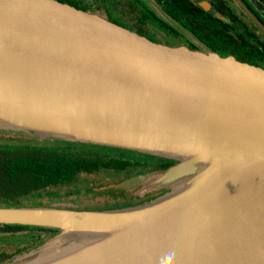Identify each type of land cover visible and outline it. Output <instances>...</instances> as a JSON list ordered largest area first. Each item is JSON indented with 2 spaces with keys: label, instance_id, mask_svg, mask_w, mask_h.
Returning <instances> with one entry per match:
<instances>
[{
  "label": "water",
  "instance_id": "1",
  "mask_svg": "<svg viewBox=\"0 0 264 264\" xmlns=\"http://www.w3.org/2000/svg\"><path fill=\"white\" fill-rule=\"evenodd\" d=\"M0 130L175 162L108 187L169 190L139 206L0 207V225L58 231L6 264H264V69L56 0H0ZM125 234L144 237L110 252Z\"/></svg>",
  "mask_w": 264,
  "mask_h": 264
},
{
  "label": "trees",
  "instance_id": "2",
  "mask_svg": "<svg viewBox=\"0 0 264 264\" xmlns=\"http://www.w3.org/2000/svg\"><path fill=\"white\" fill-rule=\"evenodd\" d=\"M56 1L82 11L88 10L85 6L87 0H79L80 3H77V0ZM261 3L264 5V0H261ZM172 4L180 11L181 19L189 17L187 23L197 32L196 38L208 51L222 58L231 56L241 63L264 69V34L257 27L255 32L248 27L244 28L240 25L242 21L238 17L230 19L229 25L209 16L191 13L189 10L191 4L188 0H172ZM101 148L121 152L118 151L121 149L116 148L64 142H56L52 146L0 145V207H21V202H26L27 207H44L61 202L62 191H66L67 194L68 191L79 193L81 190L91 188L88 177L93 172L91 169L93 163L89 158L92 157L94 150ZM158 160L165 162L159 165L160 170L174 164L170 160L162 158ZM125 162L127 164L121 163L122 167L130 170L129 161ZM42 195L47 196V205L38 200ZM123 208H126V205H115L112 209L94 211ZM57 232L34 227L0 225V240L3 242H8L5 239L7 236L17 237L22 233H28L24 234L26 237L22 235L23 238L11 242L10 247L6 248L0 244V264H6L16 256L34 249L40 242ZM39 234L44 235V238L39 239Z\"/></svg>",
  "mask_w": 264,
  "mask_h": 264
},
{
  "label": "flooded vegetation",
  "instance_id": "3",
  "mask_svg": "<svg viewBox=\"0 0 264 264\" xmlns=\"http://www.w3.org/2000/svg\"><path fill=\"white\" fill-rule=\"evenodd\" d=\"M188 1L191 4L189 6L191 13L209 16L221 21L223 24L229 25H231L230 19L238 17L242 21L240 25L244 28L248 27L254 32L256 30L255 27L260 30L258 22L264 29V11H258L252 0ZM255 1L264 9L261 0ZM76 2L80 3L79 0ZM85 4L88 12L93 8L99 14L103 12L106 20L154 43L169 47H185L192 51L207 50L206 46L196 38L198 36L197 32L193 31L192 27L187 23L189 17L181 19L180 11L172 4V0H97V2L87 0ZM118 151L121 152L104 148L94 150L92 157L89 158L93 163V166H91L92 176L98 179L101 174L108 173L111 177L117 174L120 181L112 184L114 185L130 177L159 171V165L165 164V162L158 160L157 157L155 159L153 156L138 154L128 150ZM125 161H129L131 168L129 167L128 169L130 170H125L122 167L121 163L127 164ZM110 182L111 180L105 187L99 185L100 188L97 190L105 193H119V197H115V203L112 204L114 206L121 204L126 205V208L139 206L158 198L165 192L162 190L140 197L138 195L139 188L131 191H113L108 189L111 185Z\"/></svg>",
  "mask_w": 264,
  "mask_h": 264
},
{
  "label": "rangeland",
  "instance_id": "4",
  "mask_svg": "<svg viewBox=\"0 0 264 264\" xmlns=\"http://www.w3.org/2000/svg\"><path fill=\"white\" fill-rule=\"evenodd\" d=\"M90 13H98L95 12V9H90ZM99 14V13H98ZM103 18H105V15L103 12H100L99 14ZM57 141L54 140H48V137L33 132V131H3L0 130V145H21V144H29L32 146H52ZM136 155V154H135ZM173 162V161H172ZM175 163V162H174ZM129 172V171H126ZM118 175L114 174L112 177L109 176V174H101L98 179L92 176V174L88 177L89 180V186L91 188H87L85 190H81L79 193H75L74 191H68V194L66 191L61 192V198L63 199L61 202L52 203V205L58 204L59 206H67L71 208H86V209H93V210H102V209H112L114 208L113 203H115V197H119V193L113 194V192H99V185L101 187H105L108 185L109 180H111L110 184L117 183L118 181ZM111 178V179H110ZM95 180V182H94ZM96 188V189H95ZM88 193H86V191ZM169 194V190L165 191L163 195ZM162 196V195H161ZM47 196L42 195L38 197V200H41L44 205H47ZM20 206H27L26 202H21ZM50 205L44 206L48 207ZM79 206V207H77ZM28 234V233H22V235ZM22 235L16 236H7L5 237L8 242H3V240H0L1 245H5L6 248L10 247L12 244L11 242H16L19 239L23 238ZM41 235V234H39ZM27 235H24L26 237ZM52 237V236H51ZM51 237L46 238L42 242H40L37 246H41L46 240L50 239Z\"/></svg>",
  "mask_w": 264,
  "mask_h": 264
},
{
  "label": "bare ground",
  "instance_id": "5",
  "mask_svg": "<svg viewBox=\"0 0 264 264\" xmlns=\"http://www.w3.org/2000/svg\"><path fill=\"white\" fill-rule=\"evenodd\" d=\"M60 129H63V128L60 127ZM64 129H66V128H64ZM190 151L193 152V150H190ZM186 201H187L186 198L183 201H180L177 198V199H173V200L166 201V202L160 203L158 205H155L153 209L160 208V207H173V206H176V205H181V203H184ZM129 214H131V213H129ZM174 214H175L174 212L170 213L169 215L165 216V219H168V218L172 217ZM131 215H133V214H131ZM96 217L97 216H92L90 219L81 221L82 222V226L85 227V228L97 227L98 225L101 224V221L97 220ZM106 217H107L106 219L110 220L111 218H117V217H123V216L110 215V216H106ZM93 218H95V219H93ZM76 225H78V224H76ZM147 231H145L144 233H146ZM100 234H104V233L100 232ZM117 237H120V238L113 239L112 241H115V242L113 244H110L109 247H108V249H111L110 252L113 251V250H119L120 247H123L124 245H129V244L135 243V242L143 239L144 236L131 237L130 234H125V235H122V236L118 235ZM124 243H126V244H124Z\"/></svg>",
  "mask_w": 264,
  "mask_h": 264
},
{
  "label": "clouds",
  "instance_id": "6",
  "mask_svg": "<svg viewBox=\"0 0 264 264\" xmlns=\"http://www.w3.org/2000/svg\"><path fill=\"white\" fill-rule=\"evenodd\" d=\"M169 256H171V253H168Z\"/></svg>",
  "mask_w": 264,
  "mask_h": 264
}]
</instances>
